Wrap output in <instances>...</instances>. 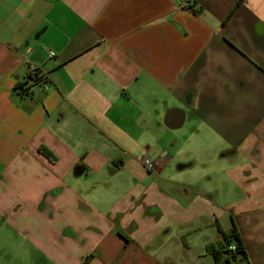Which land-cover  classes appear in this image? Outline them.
Instances as JSON below:
<instances>
[{
    "label": "crops",
    "instance_id": "obj_1",
    "mask_svg": "<svg viewBox=\"0 0 264 264\" xmlns=\"http://www.w3.org/2000/svg\"><path fill=\"white\" fill-rule=\"evenodd\" d=\"M232 223L264 264V0H0V264H215Z\"/></svg>",
    "mask_w": 264,
    "mask_h": 264
},
{
    "label": "trees",
    "instance_id": "obj_2",
    "mask_svg": "<svg viewBox=\"0 0 264 264\" xmlns=\"http://www.w3.org/2000/svg\"><path fill=\"white\" fill-rule=\"evenodd\" d=\"M237 4L238 2L231 9L227 17L233 13ZM41 80L42 77L38 69H36L34 74H27L25 82L16 86V89H20L23 94L27 93L31 86ZM46 153L48 152L46 151ZM218 231L220 238L207 243L206 252L212 255L215 264H241L246 259L247 254L236 225L232 223L230 229L226 232L218 225ZM228 245H233V249H229ZM86 263L87 259L82 264Z\"/></svg>",
    "mask_w": 264,
    "mask_h": 264
},
{
    "label": "rangeland",
    "instance_id": "obj_3",
    "mask_svg": "<svg viewBox=\"0 0 264 264\" xmlns=\"http://www.w3.org/2000/svg\"><path fill=\"white\" fill-rule=\"evenodd\" d=\"M185 128H184V130H185ZM162 130H165L167 132V135L165 136V139H164V140H166V142H168V139L171 137V134L173 132H178L177 133V144L175 146H183L184 148H186L188 146V154H189V152L191 150V146L195 142V140H194L195 137L189 135V131H190L189 127H188V134L187 133H183L184 130H183V132L180 131V130H182V127L178 128V129L171 130V129H168V128H165V127L162 126ZM66 233H69V232H66ZM181 237H182L181 238L182 242L184 244H186L187 247H188V233L187 232L184 233L183 236H181ZM190 245H191L192 250H197L198 249V244L196 242L190 243ZM187 250H188V248H187ZM18 253H19V251H18ZM187 257H188V253H187ZM207 258H211V257H207ZM204 259H205V257L202 260H204Z\"/></svg>",
    "mask_w": 264,
    "mask_h": 264
},
{
    "label": "built area",
    "instance_id": "obj_4",
    "mask_svg": "<svg viewBox=\"0 0 264 264\" xmlns=\"http://www.w3.org/2000/svg\"><path fill=\"white\" fill-rule=\"evenodd\" d=\"M52 54V53H51ZM36 67L34 65H29L27 68L28 73L27 74H34L36 71ZM142 164L143 167L148 171V172H153L155 170V165L156 163L149 158H143L142 159ZM229 249H233V245H228Z\"/></svg>",
    "mask_w": 264,
    "mask_h": 264
},
{
    "label": "water",
    "instance_id": "obj_5",
    "mask_svg": "<svg viewBox=\"0 0 264 264\" xmlns=\"http://www.w3.org/2000/svg\"><path fill=\"white\" fill-rule=\"evenodd\" d=\"M173 111L174 110H169L168 112H167V114H166V118H165V121H166V123L168 124V122H167V120H169V118H170V121H171V123L173 124V125H180V123H181V120H179V117L178 116H176V115H174V116H171L172 115V113H173ZM179 120V121H178ZM178 121V122H177ZM169 125V124H168Z\"/></svg>",
    "mask_w": 264,
    "mask_h": 264
}]
</instances>
